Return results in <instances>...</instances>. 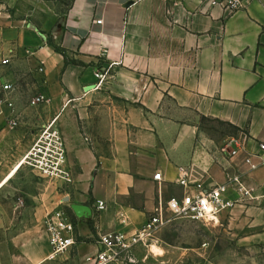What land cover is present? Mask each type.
Masks as SVG:
<instances>
[{
	"label": "crops",
	"instance_id": "1",
	"mask_svg": "<svg viewBox=\"0 0 264 264\" xmlns=\"http://www.w3.org/2000/svg\"><path fill=\"white\" fill-rule=\"evenodd\" d=\"M55 2L0 0V59L10 60L0 66V92L7 82L15 102L21 88L49 98L42 128L54 122L62 134L75 181L66 191L41 179L35 220L13 245L27 264H88L99 235H132L159 205L196 192L179 185V168L191 184H225L235 173L226 141L264 143V0L233 13L204 0H70L65 10ZM102 70L109 79L94 91ZM201 119L239 135L216 140ZM0 122L1 152L9 131L4 116ZM14 176L0 179V189ZM243 181L251 199L230 187L229 198L238 199L231 219L246 217L249 246L264 245V168ZM96 201L106 209L96 212ZM56 208L72 221L76 243L50 260L43 222Z\"/></svg>",
	"mask_w": 264,
	"mask_h": 264
},
{
	"label": "built area",
	"instance_id": "2",
	"mask_svg": "<svg viewBox=\"0 0 264 264\" xmlns=\"http://www.w3.org/2000/svg\"><path fill=\"white\" fill-rule=\"evenodd\" d=\"M256 0H204L211 8H220L224 12L233 13L245 8ZM0 4V13H1ZM101 24V21H96ZM9 58H1L0 66L9 64ZM42 72V69L39 70ZM96 83L92 90H99L109 79L108 70L95 72ZM15 86L5 83L0 92V118L4 116L5 127L14 130L19 126V114L16 110L14 93ZM49 98L44 94H35L30 100V106L39 107L49 104ZM7 114H4V110ZM222 152L228 156L230 168L235 173L228 176L227 182L221 185L204 186L191 184L190 173L187 168H179V185L183 188H195L194 194L186 193L181 199L175 197L159 205L153 214L147 218L143 226L132 235L120 232L104 233L99 235L98 251L95 255L86 258L88 264H125L133 263L132 251L134 248H150L155 242L156 234L174 219H187L194 222L210 224L221 214H230L238 199H251L250 190L243 181L246 173L264 168V143H259L253 149L248 147V139L242 135L229 138ZM238 160V161H237ZM22 166L33 169L40 179L56 184L74 185V175L67 166L65 154V141L62 134L54 127V122L43 127L36 136L32 145L19 160ZM154 179L160 181L161 174H155ZM238 195L235 201L228 196V189ZM96 212L106 209L103 201H96L93 205ZM43 226L50 248L49 259L54 260L67 253L75 245L74 226L67 213L62 208H56L47 213Z\"/></svg>",
	"mask_w": 264,
	"mask_h": 264
},
{
	"label": "rangeland",
	"instance_id": "3",
	"mask_svg": "<svg viewBox=\"0 0 264 264\" xmlns=\"http://www.w3.org/2000/svg\"><path fill=\"white\" fill-rule=\"evenodd\" d=\"M69 2L56 0L54 4L65 10ZM33 95L21 88L15 102L20 125L14 130L7 129L0 152V179L15 174L0 189V264H27L13 239L35 220L32 197L41 192L44 182L32 168L19 162L45 120L42 106H30ZM199 125L216 140L239 135L233 127L219 121L201 119ZM69 186L71 190L75 187L64 185L66 191ZM231 218L230 214H221L210 224L174 219L156 234L153 244L157 247L153 246L151 252L149 248H134L133 263L125 264H264V245L249 246V220L243 216Z\"/></svg>",
	"mask_w": 264,
	"mask_h": 264
},
{
	"label": "trees",
	"instance_id": "4",
	"mask_svg": "<svg viewBox=\"0 0 264 264\" xmlns=\"http://www.w3.org/2000/svg\"><path fill=\"white\" fill-rule=\"evenodd\" d=\"M54 49H55V51H57L58 53H60L61 55L64 56V58H65V60L67 61V63H70V62H68V59H67V57H66V53H65L64 50H62L61 48L56 47V46H54ZM71 63H73V62H71ZM234 129L237 130L236 128H234ZM237 131H238V130H237Z\"/></svg>",
	"mask_w": 264,
	"mask_h": 264
},
{
	"label": "bare ground",
	"instance_id": "5",
	"mask_svg": "<svg viewBox=\"0 0 264 264\" xmlns=\"http://www.w3.org/2000/svg\"><path fill=\"white\" fill-rule=\"evenodd\" d=\"M20 165H21V164H20ZM153 246H154V247H157L156 244H155V245L152 244V245L150 246V248H149V249H150V252L152 251L151 249L153 248ZM153 250H154V249H153ZM154 251L156 252V251H157V248H156V250H154Z\"/></svg>",
	"mask_w": 264,
	"mask_h": 264
}]
</instances>
